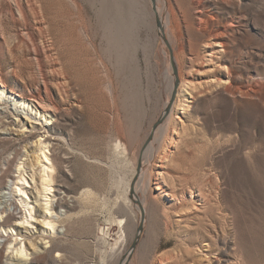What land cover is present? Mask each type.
Segmentation results:
<instances>
[{
  "label": "rangeland",
  "instance_id": "rangeland-1",
  "mask_svg": "<svg viewBox=\"0 0 264 264\" xmlns=\"http://www.w3.org/2000/svg\"><path fill=\"white\" fill-rule=\"evenodd\" d=\"M77 1L82 6V12L75 13L81 17L77 28L89 31L93 42L84 41V55L76 51L80 48L77 45L76 55L71 56L75 65L69 69V82L80 99L75 100L70 91L58 92L56 83L51 85L55 104L64 108L55 113V118L50 103L40 104L32 97L43 88V82L29 54L24 69L18 68L17 55L22 54L16 45L23 30L22 18L16 11L13 19L8 8L9 4L15 8L13 1L0 0V43L4 44L0 87L4 85L12 96L7 107L0 102V112L9 111L10 116L6 119L0 113V136L8 133L2 123L13 118L20 125L16 122L10 129L14 126L20 133L24 125L35 129L36 135H42L43 128L63 131L58 142L53 136V142L58 144V161L50 175L55 177V183L65 185L68 193L63 195L73 207L57 209L53 214L56 222L69 218L66 225L56 228L60 231L58 236L68 239L67 244L53 255H65V264H83L92 259L95 264H118L121 255L130 251V263L136 260V264H162L157 262L159 257L166 253L177 255L187 242L192 245L190 251L180 252L183 259L178 264H264V0H133L128 7L132 11L130 21L133 19L136 25L125 39L128 44L133 41L129 50L121 48L122 40L116 45L115 39L117 48L109 40L104 17L106 0ZM112 2L118 12L123 0ZM70 9L75 10L67 6V11ZM159 23L172 48L177 73L160 35ZM177 79L176 99L168 116L160 122ZM110 82L115 89L114 102L105 89ZM22 100L30 105L29 111L20 105ZM40 114L52 117V125L47 126ZM157 123L156 130L164 124L170 130L161 140V136L157 137V149L167 159L158 162L154 169L155 177L159 175L152 185L151 202L160 208L158 214L165 210L174 221L189 214L191 221L173 224L170 234L162 232L151 245L149 234L157 224L154 205L148 204L149 212L145 214L133 202L138 227L131 226L127 237L116 210L140 162L137 153ZM128 130L134 134V152L125 153L124 146L115 149L113 141L120 131L125 138L121 136L119 140L127 144ZM154 138L153 134L150 141ZM38 139L20 143L8 154L16 176L25 159L32 162L31 155L40 154L34 146ZM29 149L32 154H28ZM17 150L23 152L19 159ZM48 151L52 158L53 149ZM43 165L35 169L40 168L39 172ZM145 170L150 172V165ZM25 175L32 182V173ZM5 184L8 188H0V207L7 204L2 203L15 189L13 178H7ZM174 184L180 188L178 191L185 189L179 199L167 194ZM31 191L42 199L40 203L46 204L48 199L39 195L35 185ZM50 192L51 196L56 195ZM17 200L23 201L21 197ZM25 211L31 220L29 211ZM197 222L202 223V235L207 239L195 234ZM31 225L36 229H28L29 238L43 234L36 219ZM26 235L19 237L18 243ZM51 236H57L56 230ZM16 238L12 235L14 244ZM26 243L25 239L20 246L23 250L25 247L29 253L25 259L30 261L36 248L29 250ZM138 253H143L140 261L136 258Z\"/></svg>",
  "mask_w": 264,
  "mask_h": 264
},
{
  "label": "bare ground",
  "instance_id": "bare-ground-1",
  "mask_svg": "<svg viewBox=\"0 0 264 264\" xmlns=\"http://www.w3.org/2000/svg\"><path fill=\"white\" fill-rule=\"evenodd\" d=\"M11 1L14 2L15 8L14 6H12L13 4H9L8 8L10 9V13L13 19L17 17L16 16V11H17L19 16L22 18L21 23H23L22 24L23 30L18 35V40L16 45V48L22 54L20 56L17 55V60L19 61L18 68H20V70L24 69L22 67H25L26 64L25 57L27 56V54H29L30 58L36 63L39 74L41 76L40 79H42L43 82V88L41 87L42 89H40L37 92V95H33L32 97L33 99L39 100L40 104L50 103L52 107L55 109L54 115L55 118H57V115L55 113L64 110V108L62 107L60 108V106L58 107L57 104H55L54 99L52 97L51 85L54 86V83H56L55 88H57L58 92L65 91L68 93L70 91L71 93H73L72 96L74 97L75 100L80 99L79 96L71 89V82H69V78H70L69 69H71V67H74L75 65V62L74 60L71 59V56H73V54L76 55L75 49L77 48V45L80 46V48L76 51L81 52L80 55H84L85 49L83 43L84 41L85 42L91 41L88 33L89 31H87L84 27L77 28V22H79L81 17L80 16L76 17L75 13L76 14L81 13L82 6L79 4L77 0H69L70 2L69 5L66 0H9L10 3ZM132 1L133 0H123L122 2L123 5H121L122 7L119 8L120 10L118 9L120 12L116 11L115 8L116 5L114 4V2H112V0L104 1L105 2L104 17L106 21L105 23L107 24V28L109 29L110 32L109 40L111 41L112 45L114 44L115 39H116L115 41L116 45L118 40L120 41L122 40L121 43H123L124 47L121 48L127 50H129V44L132 43L133 41L132 42L130 41V43L128 44L125 39H128V35H129L128 32L129 30L130 32L132 31L131 28H133V25L135 24L133 19H132L133 21L132 20L130 21L131 8L128 7V5L130 6L132 4ZM67 6H71L75 10L70 9L71 12H69L67 11ZM141 13L143 15L144 11ZM138 18L140 20V15ZM141 22L142 21H140V23ZM160 22L165 23L163 19H161ZM113 35H115L116 37L112 38ZM120 36L121 38H119ZM92 42L93 41H91V43ZM2 46H4V44L0 43V55H3ZM133 53H135V51ZM2 72H3L2 67L0 65L1 79H2ZM105 86H106L105 89L107 91L108 98L110 99L111 102H114L115 89L113 83L110 82ZM187 93L189 94V92ZM11 97L12 96H10V94L7 92L4 85L3 88L0 87V102H2L3 105L5 104L7 107L8 103H10L9 102L10 99H12ZM22 98L26 99L25 97ZM169 104L170 101L167 102L166 107ZM20 105L23 106L24 109L27 107L28 111L31 109L30 105L24 102V100L20 102ZM33 111L34 110H31L32 113ZM0 113L5 114L6 119H10V116H8L9 111H5V112L3 111ZM36 114L37 115L39 114L37 110H36ZM40 117L43 118V120L45 118V123L47 126L52 125V121H53L52 117L51 118L47 117L46 114H40ZM18 121L19 120L17 118L16 119L13 118L11 122L9 120L4 121V123H2V127L4 128L7 127V130L6 129L5 130L8 131V133L6 132V136H0V188L4 186L8 188L7 186L8 184H5V180L7 178H13V180L15 181L14 184L15 189L11 190L9 199L2 203V204L4 203L7 204L4 205L3 207H0V239L4 240L3 243L0 242V264H65L62 258L65 255L58 254L57 256H54L53 253L54 251L57 250L58 251L63 250L65 245L67 244L68 239H66L65 236L64 237L58 236L60 234V231L59 229L56 228L57 227L60 228L61 225H66L69 218L60 219L57 220L56 222L53 214L57 209L67 208L68 210L73 206L71 205L70 200L67 198V195H63L65 193H68V190L65 188V185H62L61 183L58 182L55 183V177H52L50 175V173L53 172L54 167L56 166V163L58 161V157L56 155L55 150L56 147L58 146L57 144V142L59 141L58 136L62 135L61 133L62 130L59 128H48V129L43 128L42 135L41 134L36 135L35 129H31V130L26 129V126L24 125L23 126L24 129L22 133H20L15 129L14 126H12L10 129V126L15 125L16 122L17 125H20V121L19 122ZM55 121H57V119H55ZM168 126H169L168 124L159 126L158 130H156L153 133L155 135L153 141L144 140L146 141L145 144L143 145V147L141 146L142 147L141 151H138L139 153H137L140 162L137 166V169L134 167L136 170L126 186L124 199L122 198L123 200L119 202V205L117 204L118 207L116 213L119 216L117 215L116 216L120 217L119 224L122 226L121 228L122 232L125 234L126 237L128 236V232L130 228H132L131 226L138 227V220L136 218L133 202H136L137 206L139 204L145 214H148L149 212L148 204L154 205V203L151 202L154 199L152 194V185L155 183L154 180H158V175H159L157 174V176L155 177L154 169L155 167H157L156 165L158 162H163L164 160L167 159V156L165 154L162 155L163 153L158 151L157 149V142H158L157 137L161 136L160 138L161 140L162 137L169 132L170 128H168ZM51 132H53V134L49 136ZM127 133H128V139L126 140L127 144H123L119 140L121 136L125 138V135L120 131L117 135V139H114L113 141L115 143V149H118L120 146H124L125 153H129L133 151L134 134L131 130H128ZM53 136H56V139H54V141L57 142H53ZM37 137L39 139L35 141L36 145L34 146H36L37 151H39L40 154L34 153V155H31V157L33 158L32 162H27L29 158L25 159V162H22V164L18 166L17 173H19L18 174L19 176H16L12 172L13 171L12 167L14 162L8 157V154L10 153V151H12L15 148L16 145L20 143H28L30 139H34ZM27 146L28 145L26 144L25 148H28ZM50 147L53 149L52 158L48 155L49 153L48 148ZM22 153H23L22 151L20 152L17 150L16 159H19L20 156H23ZM29 153L32 154L30 149L28 150V154ZM142 160L144 162H141ZM41 163H43L44 165L42 166L43 168H41V170L39 171L40 172L39 174L38 170L40 168L36 170L35 167L37 165H40ZM147 165H150V172L147 171L148 173L145 170V167ZM6 166L7 168H5ZM29 171L30 173H32V182L25 175V173H29ZM182 182L183 181H181V183ZM54 183L57 185V189L55 190L52 189ZM175 183H177L176 179H175ZM34 185L36 190H38L39 195H41V197L44 196V198L46 197L48 199L45 200L46 204L40 203L42 202V199H38L34 191L29 192V189L31 190L34 189ZM170 188H171V192L170 193L167 192V194L174 198L181 197L186 193L183 187L181 191H178L180 188L178 189V186L176 184H174ZM49 191L55 192L56 195L51 196L50 195L51 192L48 193ZM7 194L8 193L4 194V198L6 199H7L6 197ZM18 197H21L23 201L17 200ZM26 200H29L30 203H28ZM74 200L76 201L75 198ZM20 204H22V206ZM154 208L156 209L157 212V224H155V228L152 231V234L151 235L149 234V242L151 243V245L153 242H156V240L158 239L159 235L162 232L164 234H170L172 232L171 230L173 224H179V225L181 223L187 224L191 218V215L186 214L180 216L181 221H174V217L170 213L166 212L165 210L164 211L162 210L164 214L162 213L158 214V212H160V208L156 207L155 205ZM178 208L180 209L183 208V205H179ZM25 209L29 211L31 220H29ZM23 212H25L24 215L26 216L23 215L19 216ZM34 213L35 215H33ZM34 219H36V222H39V226H41V229H43V234L41 236H37L35 239H33L35 234L32 235L31 238H29L26 235L28 234L27 232L28 229H36L31 225ZM201 224L198 223V225H196L197 227L195 229V234H198L199 238L201 237L205 240L207 238L202 235L203 231H201L202 229ZM55 230L57 236L56 237L51 236L52 233L55 232ZM24 234L27 236L25 238L27 242L26 243L27 248H28V244H29V248H28L29 250L34 249V247L36 248L33 254L30 255L32 256L30 258V261H28V259H25V257L29 256V253L25 251V247L23 250L22 248L23 246H20L22 245L25 239H23L22 242L18 243L19 237H23ZM12 235L14 237H17L15 239L16 241L15 244L12 241ZM38 240H41L42 242L39 243ZM94 246L97 247L98 243H96ZM182 246H184V248ZM191 246L186 242L183 245H181V250H178L177 255L175 253H172L170 255L169 253H166L162 257H159L157 259V262L159 263L161 262L162 264H178L179 261L183 259V256H180V252L182 251H184V253L189 252ZM156 248H159V246L157 245ZM131 254L132 253H130L129 251L127 252L126 255L123 256L121 255L118 264H129ZM142 255L143 253L137 254L136 257L137 261H140L139 259ZM143 258L141 261H143ZM83 264H95V261L92 259L89 262H85ZM130 264H136V260L131 261Z\"/></svg>",
  "mask_w": 264,
  "mask_h": 264
},
{
  "label": "water",
  "instance_id": "water-1",
  "mask_svg": "<svg viewBox=\"0 0 264 264\" xmlns=\"http://www.w3.org/2000/svg\"><path fill=\"white\" fill-rule=\"evenodd\" d=\"M153 1H155V0H153ZM159 27H160V29H161V33H160V35H161L163 41L165 42V44L168 46V48H169V50H170V54H171V64H172V66H173V68H174L175 73H177V69H176V65H175V61H174V57H173V51H172V48H171V46H170V44H169V42H168V40H167V38H166V35H165V33H164V28H163V26H162L161 23H159ZM178 84H179V80L177 79V80H176V83H175V89H174V92H173V94H172V100H171L170 104L167 106L166 111H165V113H164V115H163V118L160 120V122H161L165 117H167L168 114L170 113L171 106H172L173 102H174L175 99H176ZM160 122H159V123H160ZM159 123H157V124L154 126V128H153V133L155 132V130H156V128L158 127ZM152 137H153V134L150 136L149 141L152 139Z\"/></svg>",
  "mask_w": 264,
  "mask_h": 264
}]
</instances>
